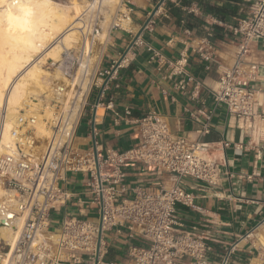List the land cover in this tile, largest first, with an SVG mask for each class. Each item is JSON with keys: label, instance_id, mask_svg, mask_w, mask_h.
I'll use <instances>...</instances> for the list:
<instances>
[{"label": "crops", "instance_id": "1", "mask_svg": "<svg viewBox=\"0 0 264 264\" xmlns=\"http://www.w3.org/2000/svg\"><path fill=\"white\" fill-rule=\"evenodd\" d=\"M158 1L129 0L127 29L109 31L88 110L80 119L74 143L89 151L95 138L103 150L124 151L135 143L136 120L148 111L162 114L173 135L207 142L216 162L217 181L208 184L182 178L181 186L192 194L198 209L177 204L178 219L184 229H194L204 238L210 247L205 257L209 264H219L230 247L229 264H264V247L257 235L264 230L263 38L252 41L249 54L256 64V77L250 84L255 90L253 118L236 119L214 101L212 93L221 72L231 65L239 42L232 29L250 16L255 0H164L137 38L141 43L131 47L126 61L102 88L106 79L102 72L115 65ZM210 46L216 50L215 57L203 60L198 48L209 51ZM182 57L186 59L184 72H173L174 62ZM187 75L194 81L184 90L177 89L175 84ZM209 112L210 132L201 135L198 130L203 113ZM79 174L85 177L79 178ZM88 178L85 172L65 173L59 186L71 197L52 211L51 217L61 211L62 220L65 216H88L87 208L93 209ZM163 179L165 187L174 182L173 176L164 175ZM147 180L128 168L124 182L128 189L150 187L152 182ZM115 230L106 233V256L110 255L109 262L123 264L127 246L142 242L129 237L124 227L119 233Z\"/></svg>", "mask_w": 264, "mask_h": 264}, {"label": "built area", "instance_id": "2", "mask_svg": "<svg viewBox=\"0 0 264 264\" xmlns=\"http://www.w3.org/2000/svg\"><path fill=\"white\" fill-rule=\"evenodd\" d=\"M102 1L87 2L92 7L86 10L96 12L87 20L92 34L100 31L101 13L107 11ZM129 4V0H119L110 16L109 31L127 29ZM232 32L239 37V42L231 65L221 72L212 89L213 98L236 119H250L255 114V90L250 84L256 77V64L249 59V54L252 41L264 39V0H255L250 16L239 20ZM138 43L141 42L136 39L133 45ZM198 52L203 60L213 61L216 50L213 46L209 51L199 47ZM79 59L71 52L54 66L62 77L72 79ZM125 61L123 58L120 64ZM185 64L186 59L179 58L172 71L183 73ZM113 67L103 71L101 77L111 78ZM192 81L194 78L187 75L175 87L184 90ZM89 94L88 91L81 114L76 122L72 121L69 130L50 123L54 134L43 158L26 153L19 142L15 154L0 155V178L6 188L16 192L18 214L23 218L13 244L0 247V264H115L105 260L104 239L112 228L119 233L123 227L129 237H138L142 242L127 246L123 264H209L205 257L210 247L194 229L183 228L176 206L198 209L192 194L181 186L182 178L216 183L218 174L211 146L173 135L162 114L148 111L136 120L138 129L132 147L120 152L103 150L93 138L95 151H82L74 140ZM55 106L61 108L60 103ZM203 117L198 130L201 135L210 132L211 113H203ZM18 122L21 128L32 125L34 118L20 116ZM22 136L29 149H33L35 139L31 127ZM128 168L148 177L151 186L128 189L124 182ZM68 171L88 173L90 204L97 217L92 220L86 216H65L59 231L52 232V211L65 205L71 197L59 186ZM164 175L174 178L168 187L162 183ZM232 251L230 247L219 264H229Z\"/></svg>", "mask_w": 264, "mask_h": 264}, {"label": "bare ground", "instance_id": "3", "mask_svg": "<svg viewBox=\"0 0 264 264\" xmlns=\"http://www.w3.org/2000/svg\"><path fill=\"white\" fill-rule=\"evenodd\" d=\"M84 1L0 0V155L15 154L19 142L26 153L43 158L54 134L48 123L62 125L67 131L81 114L109 35L106 22L97 34L91 33L81 12L92 6ZM102 3L107 8L102 12L110 19L119 0ZM78 47L79 67L72 79L43 68L48 60L56 65ZM37 53L39 57L34 58ZM56 103L61 104L57 112L53 110ZM20 116H32L33 124L20 128ZM28 127L35 139L31 150L22 136ZM18 201L16 192L6 188L0 178V219L4 220L0 243L12 245L18 234L23 220ZM257 235L264 247V230Z\"/></svg>", "mask_w": 264, "mask_h": 264}, {"label": "rangeland", "instance_id": "4", "mask_svg": "<svg viewBox=\"0 0 264 264\" xmlns=\"http://www.w3.org/2000/svg\"><path fill=\"white\" fill-rule=\"evenodd\" d=\"M56 1H59V0H56ZM70 0H60V2H62V3H67V2H69ZM91 0H85L84 1V5H85V2H90ZM105 6V5H104ZM85 7V6H84ZM105 10H107V9H105ZM92 11V10H91ZM91 11H87V10H84L83 12H81V13H83V16H84V19H85V22L87 21V20H89V17H91V15L93 16L96 12L95 11H93V12H91ZM106 15H108V13H101V16H103V22H102V24L104 23V22H106V26L108 27L109 26V22L111 21V17H110V19H109V17L108 18H106ZM93 19V18H92ZM71 52L77 57V58H80V54H81V51H80V48L78 47V48H72V50H71ZM92 54V53H91ZM103 56V55H102ZM39 57V53H37L35 56H34V58H38ZM99 66V65H98ZM78 67H79V61H78V64L77 65H75V71H77V69H78ZM43 68L44 69H46V70H48V71H55V70H58L57 68H56V66H54L49 60L46 62V64L43 66ZM98 68V67H97ZM97 68H96V70L95 71H93L94 72V74H95V76H96V71H97ZM59 71V70H58ZM91 71H92V69H91ZM89 75H90V73H89ZM87 76V79H90V76ZM94 76V79H93V81H92V83H91V86H90V89H89V92H90V94H89V97L91 96V93H92V88H93V86H94V84H95V81H96V77ZM55 78L56 79H58L59 78V73L55 76ZM79 91V90H78ZM56 100V99H55ZM52 103H54V102H52ZM87 106L88 105H86V107H85V109H84V112H87V110H88V108H87ZM53 109V108H52ZM58 109L59 108H54L53 110L55 111V112H57L58 111ZM49 125H50V122L48 123V127H49ZM43 147V145L41 146V148ZM79 176V178L80 177H85V174H79L78 175ZM87 211H88V216H87V218L89 219H92V220H96V217H97V212H96V210L95 209H92V208H87ZM64 215V212L63 211H61V212H56V213H53L52 214V217H51V224H50V229L51 230H53V231H55V230H57L58 228H60V226H61V223H62V216ZM70 215H75V213H70ZM4 245V243L3 242H1L0 243V247L1 246H3ZM110 259V255H107V256H105V260L106 261H108Z\"/></svg>", "mask_w": 264, "mask_h": 264}, {"label": "water", "instance_id": "5", "mask_svg": "<svg viewBox=\"0 0 264 264\" xmlns=\"http://www.w3.org/2000/svg\"><path fill=\"white\" fill-rule=\"evenodd\" d=\"M164 0H159L157 2V4L154 6V8L152 9L150 15L148 16V18L145 20L143 26L140 28V30L135 34L134 38L132 39V41L130 42V44L127 46V48L125 49V51L123 52V54L120 56V58L116 61L114 67H113V70L111 72V74L113 73V71L117 68V66L120 64V62L122 61V59L125 57L126 53L131 49V47L133 46V43L134 41L139 37L141 31L143 30V28L145 27V25L151 20L152 16L154 15V13L158 10V8L160 7V5L163 3ZM110 76L106 77V79L104 80L103 82V86L102 88L104 87V85L107 83V81L109 80ZM93 143V150L95 151V148H94V139L92 141ZM4 223V220L3 219H0V225ZM100 229H101V226H100ZM101 237V233L99 234V239Z\"/></svg>", "mask_w": 264, "mask_h": 264}]
</instances>
